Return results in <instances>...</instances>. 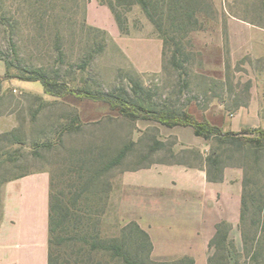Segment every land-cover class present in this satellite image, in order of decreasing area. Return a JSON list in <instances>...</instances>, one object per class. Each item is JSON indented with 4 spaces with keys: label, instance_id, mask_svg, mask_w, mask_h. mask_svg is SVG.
I'll return each instance as SVG.
<instances>
[{
    "label": "rangeland",
    "instance_id": "1",
    "mask_svg": "<svg viewBox=\"0 0 264 264\" xmlns=\"http://www.w3.org/2000/svg\"><path fill=\"white\" fill-rule=\"evenodd\" d=\"M34 1L0 0V184L5 178L38 170L47 171L54 184L61 183L64 173L84 165L79 161L84 153L96 158L102 152L112 159L131 143L122 162L104 175L108 191L101 194L97 204L98 208H104L101 236L111 238L118 235L124 222L115 212L111 197L115 178L124 170L155 163L197 165L198 153L206 156L217 149L224 165L243 163L247 169L253 166L252 154L237 149L236 145L207 143V151L202 154L201 149L181 143L173 134L175 130L148 120L125 119L110 111L104 102L38 94L39 82L1 79L7 61L12 75L29 77L35 71L72 88L105 96H117V91L123 89L131 101L130 84L139 82L144 89L142 103L146 107L184 109L197 120H208L222 129V124L228 126L238 105L246 101L248 88L264 83V58L243 52L256 55L264 52V48L246 44L236 45L232 50L225 41L208 42L207 38H194L192 32L185 39L173 34L180 49L174 60L181 64V71L171 63L175 48L167 45L162 51L161 69L157 73L140 74L106 36L84 27L85 0H77L76 4L72 0H48L43 6ZM216 4L219 5L215 8L217 17L208 10L207 15L199 18L202 27L208 29L213 21L223 14L225 20L230 13L237 17L233 18L264 29V0H216ZM44 7L51 15L48 11L43 14ZM117 12L134 35L143 34L140 29L144 21L153 35L158 36L139 5L121 6ZM27 88L26 92L21 90ZM73 122H76L75 130L63 133L62 128ZM187 138L188 135L182 137ZM257 166L263 170L264 150ZM248 175L264 182L261 171L257 174L249 170ZM90 199L96 203L98 198ZM132 249L135 251L136 246ZM137 253L142 264H151L146 259L145 245ZM239 260L243 262L242 258Z\"/></svg>",
    "mask_w": 264,
    "mask_h": 264
},
{
    "label": "crops",
    "instance_id": "2",
    "mask_svg": "<svg viewBox=\"0 0 264 264\" xmlns=\"http://www.w3.org/2000/svg\"><path fill=\"white\" fill-rule=\"evenodd\" d=\"M102 1L106 0H86L85 25L104 32L140 74L157 73L161 69L162 40L144 21L140 29L143 34H121L111 10ZM213 5L219 8L216 0ZM192 36L207 38L208 42L225 41L232 50L246 44L264 48V29L231 16L224 21L219 17L208 29L203 26L193 31ZM243 54L264 58V52ZM36 91L46 95L41 84ZM247 91L246 101L238 105L228 126L222 124L223 131L264 129V83L253 84ZM168 129L175 130L173 134L181 143L201 149L202 154L207 151L208 142L196 137L191 128ZM184 135L188 140L182 139ZM242 179L243 170L238 165L225 167L220 182H210L204 165L155 163L117 175L111 197L115 212L121 215V223L124 221L122 226L136 222L148 235L152 264H185L189 260L191 264H208L214 251L210 242L220 224L228 225V240L237 254L242 252L238 227ZM49 186L50 176L44 170L0 184V264H47ZM233 260L231 254L229 264Z\"/></svg>",
    "mask_w": 264,
    "mask_h": 264
},
{
    "label": "trees",
    "instance_id": "3",
    "mask_svg": "<svg viewBox=\"0 0 264 264\" xmlns=\"http://www.w3.org/2000/svg\"><path fill=\"white\" fill-rule=\"evenodd\" d=\"M72 1L76 4L77 0ZM48 2L50 1L35 0L34 4L43 6ZM102 3L111 10L119 31L123 35H127L129 30L121 15L117 12V8L139 5L158 37L162 40L163 49L167 45L175 48L172 52L171 63L179 71H181L182 66L174 60L176 54L180 51L179 42H176L171 35L176 34L185 39L191 32L201 30L203 27L199 18L202 15H207L208 10L210 13L215 14V18L217 17L213 0H106ZM43 10L44 15L48 14L45 7ZM48 12L51 15V11ZM228 15L236 17L230 13ZM221 18L224 21V14ZM82 23L88 30L106 36L104 32L85 25L84 6ZM5 67V74L1 81L19 78L22 81L39 82L44 93L49 96L56 98L73 96L79 100L101 101L107 104L110 111H116L118 115L125 119L148 120L166 128L189 127L196 137L208 143L215 142L218 146L236 145L237 149L241 148L249 151L253 156V166L247 169L245 164L241 163L239 165L243 170L241 214L238 225L241 233L242 252L237 254L233 243L228 240V225L220 224L217 226L215 236L210 242V248H213L214 251L208 259V264H229L231 254L234 255L233 264H264V182L260 183L253 176L248 175L249 170L255 171L257 174L261 171L264 175V166L263 170L257 166L260 153L264 150V129H242L239 132H226L207 121L197 120L184 109L177 110L163 106L157 110L146 107L142 103L144 101L142 99L144 89L139 82L130 84L129 91L133 96L131 101L129 93L123 89L117 91L119 93L117 96L114 94L105 96L83 88H72L56 78L50 79L44 75H39L35 71L31 72L29 77L22 78L18 75H12L7 61H5ZM75 123L66 124L62 128L63 133H71L75 130ZM58 141L61 140L58 139ZM130 145L131 143L125 145L112 159H107L108 155L102 152L96 158L87 156L84 153L83 158L79 160L84 165L77 166L73 171L68 170L64 173L63 177L65 176V178L61 183L54 184L52 180L50 181L47 264H142L141 260L137 259L136 254H138V249H142L143 245L147 247L146 259L151 263L149 260L151 252L149 237L136 222H129L122 226L115 237L103 238L101 236L100 224L104 208H98L100 205L97 204L100 202L98 200L101 194L108 191L106 188L108 182L103 178L111 168L122 162L129 151ZM84 156L87 158L84 159ZM196 156L200 159V163L197 165H189L184 162L169 164L188 167H201L204 165L207 179L210 182H220L223 169L227 166H234L223 164L218 149L210 151L204 159L199 153ZM8 179L5 178L2 182ZM99 187L101 189H98ZM92 197L94 199L95 197L98 198L96 203L91 202L90 198ZM133 245L136 246L135 251L132 249ZM240 258L243 259L242 263L239 260ZM185 264H191V261L189 260Z\"/></svg>",
    "mask_w": 264,
    "mask_h": 264
}]
</instances>
